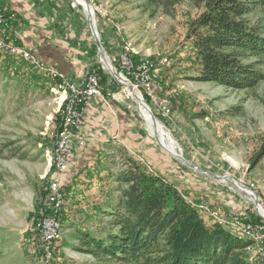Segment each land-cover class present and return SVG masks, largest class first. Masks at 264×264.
<instances>
[{
	"label": "rangeland",
	"instance_id": "374dc122",
	"mask_svg": "<svg viewBox=\"0 0 264 264\" xmlns=\"http://www.w3.org/2000/svg\"><path fill=\"white\" fill-rule=\"evenodd\" d=\"M87 1L94 11V27L89 24L90 17L84 4L77 0L66 2L86 24V29L91 31L94 42L93 32L99 35L107 52L105 54L119 76L126 78L120 74L117 65L121 52L133 54L136 60L155 61L159 105L150 102L142 89L139 90L141 96L150 105L165 133L174 139L175 152L221 178L191 168L171 153L159 134L156 136L152 133L138 98L126 83L117 78L123 84L119 82L112 70L105 67L95 42V64L106 76L104 93L108 95L113 91L110 87L113 84H116L114 90H122V96L117 100L134 110L136 118L140 120L141 131L159 151L169 157V163L174 167L178 165L222 183L217 186L235 198L246 201L248 207L257 213L252 197L235 186L236 180L254 192L264 208V156L258 155L264 145V79L255 89H234L192 78L197 72V65L193 60L194 49L188 32L190 22L200 14L201 9L194 7L189 0H182L172 15L161 11L152 14L153 9L146 11L143 8L145 0ZM248 16L255 21L259 15L253 11ZM109 41L118 44L117 52L115 43L108 48ZM17 58L0 61V264H35L36 233L32 230L35 206L45 194L44 190H47V183L54 171L53 144L61 119L58 113L66 105V90L59 82L53 84L52 78L56 77L45 71L39 59ZM44 74L50 75L52 80H42ZM126 80L131 83L128 78ZM110 99L107 98L109 102ZM157 105L159 108L168 106L170 112L164 115ZM118 152L120 162H124L122 152H128L139 157L138 160L154 171H160L150 157L133 147L126 145ZM116 162L115 157L111 163L114 165ZM65 183L62 181L63 189L65 186L64 201L57 206L58 224L54 234L57 258L54 252L52 264L55 259L56 264H108L99 263L92 256L76 250L75 246H65L64 242L68 240L73 245L78 244L72 224L92 229L94 233H104L110 229V219L101 213L102 206L97 204L99 201L96 198L110 191L112 194L115 184H74L73 187ZM96 186L100 187V192L91 195L92 188ZM185 198L211 223L221 224L234 234L253 240L255 248L264 245V225L260 226L259 234L229 222L232 216H240L241 211L231 208V212L223 211L216 215L211 203L202 204L190 196ZM63 209L66 218L62 222L60 214ZM253 255L255 264H260L258 261L264 264L261 252H254Z\"/></svg>",
	"mask_w": 264,
	"mask_h": 264
},
{
	"label": "trees",
	"instance_id": "16d2710c",
	"mask_svg": "<svg viewBox=\"0 0 264 264\" xmlns=\"http://www.w3.org/2000/svg\"><path fill=\"white\" fill-rule=\"evenodd\" d=\"M181 1L145 0L143 8L153 9L152 14L161 11L172 15ZM189 1L201 9L190 22L188 32L197 65L192 78L234 89H255L264 79V0ZM253 11L259 15L255 21L248 16ZM11 56L6 54L4 58L15 57ZM91 70L101 76L102 83L106 81L97 64ZM44 76L42 80L53 79L54 85L58 82L57 78ZM258 155L264 156V145ZM122 156L125 167L116 175L114 191L97 203L102 206L101 213L110 219V229L94 233L72 224L78 244L66 240L65 246H75L97 262L108 264H255L253 240L211 223L174 182L132 154L122 152ZM44 192L35 206L36 219L47 190ZM244 213L254 221L264 222L251 207ZM64 218L65 209L60 214L62 222ZM37 240L34 237L35 247ZM56 249L55 244V258Z\"/></svg>",
	"mask_w": 264,
	"mask_h": 264
},
{
	"label": "crops",
	"instance_id": "0c3cea01",
	"mask_svg": "<svg viewBox=\"0 0 264 264\" xmlns=\"http://www.w3.org/2000/svg\"><path fill=\"white\" fill-rule=\"evenodd\" d=\"M66 1L0 0V11L16 14L7 30L12 42L17 41L30 49L49 68H56L79 81L95 64L97 46L91 38V31L86 29V24ZM114 43L109 41L108 48L114 44L117 52L118 44ZM4 57L1 55L0 61L5 62ZM110 87L116 91V84ZM139 121L134 110L117 99H110V102L100 96L90 99L85 122L81 130L74 134L75 152L64 177L65 184H117L116 175L125 167L123 161L120 162L118 151L127 145L150 157L159 168V173L174 182L187 196L245 212L247 202L217 186L222 183L170 164L169 157L146 138ZM115 157L117 162L112 165ZM98 192L100 187H93L91 195ZM105 198L106 193H103L96 201Z\"/></svg>",
	"mask_w": 264,
	"mask_h": 264
},
{
	"label": "built area",
	"instance_id": "2783aa9c",
	"mask_svg": "<svg viewBox=\"0 0 264 264\" xmlns=\"http://www.w3.org/2000/svg\"><path fill=\"white\" fill-rule=\"evenodd\" d=\"M16 18L14 12L0 11V53L10 54L23 59H37V56L25 47L15 45L7 35V30L12 26L11 21ZM39 61V60H38ZM45 71L58 79L60 85L66 90V105L62 110L59 126L56 129L53 149L55 150L54 171L52 178L47 183V193L43 200L40 216L34 218V231L38 238L34 249L35 264H52L54 253V226L58 224L57 206L64 201V189L62 181L67 175L71 157L75 152L74 134L81 130L85 115L88 109V102L93 97H102L104 99L111 97L119 99L121 91H111L106 95L104 93L101 76L88 69L82 78L77 81L71 76L65 75L56 68H48L43 64ZM117 65L120 74L128 78L134 87L142 89L145 96L152 103L159 105L156 84V63L153 59L136 60L133 54H119ZM157 105V106H158ZM159 108V106H158ZM164 115L170 112L168 106L161 108ZM83 144V142H81ZM200 202H209L206 199L198 200ZM213 210L217 214L223 211H230L223 205H213ZM230 223L239 224L247 230H253L260 233V226L263 221H254L248 214L241 212L240 216H232ZM254 252H261V259H264V245L255 248ZM254 258V256H253Z\"/></svg>",
	"mask_w": 264,
	"mask_h": 264
},
{
	"label": "bare ground",
	"instance_id": "6f19581e",
	"mask_svg": "<svg viewBox=\"0 0 264 264\" xmlns=\"http://www.w3.org/2000/svg\"><path fill=\"white\" fill-rule=\"evenodd\" d=\"M79 3L84 4L86 12L89 14L90 19L92 20V26L94 27V23L93 19H94V11L93 8L91 9L87 4H85V0H77ZM103 61L105 64V67L112 70L116 75L117 78L121 81H123L124 83H126L128 85V88L132 91L133 94L136 95V97L138 98L139 104H140V108L142 111L143 116L146 118L148 125L150 127V130L152 131V133L155 135L159 134L160 139L163 143H165V146L170 149L171 151L175 152L176 151V143L174 142V139L171 138V136L169 134H166L165 129L163 128L162 124L159 122H156L151 114H150V110L149 107L146 105V103L142 100V94H140L139 90L135 87L131 86V83L126 80V78L119 76L116 72L115 69L113 67L112 61L110 60L109 56H107L105 53L103 54ZM157 136V135H156ZM168 139V140H167ZM54 161H55V155H54ZM233 164H236L235 161H233ZM235 186L238 187L244 194L248 195V196H254L253 192L248 189L247 187L243 186L242 184H239L236 180H235ZM259 210L261 212L262 215H264V208L263 206L260 204L259 205ZM55 227L54 226V234H55ZM254 235V234H253Z\"/></svg>",
	"mask_w": 264,
	"mask_h": 264
},
{
	"label": "water",
	"instance_id": "95a60500",
	"mask_svg": "<svg viewBox=\"0 0 264 264\" xmlns=\"http://www.w3.org/2000/svg\"><path fill=\"white\" fill-rule=\"evenodd\" d=\"M86 1V3H87V5L92 9V6L90 5V3L87 1V0H85ZM88 21H89V24H90V26H91V23H92V20L90 19V18H88ZM96 28V27H95ZM91 30H92V27H91ZM96 32H97V30H95ZM92 32H93V30H92ZM94 33V39H95V42H96V44H97V46H98V48H99V54H100V56H101V58H102V60H103V54L104 53H106L107 54V52L104 50V48H103V45L101 44V42H100V37H99V35H97L96 36V34H95V32H93ZM99 34V33H98ZM115 71H116V69H115ZM111 73L114 75V77L117 79V77H116V75L113 73V71H111ZM118 80V79H117ZM119 81V80H118ZM119 82H121V81H119ZM122 83V82H121ZM123 84V83H122ZM131 86L132 87H134V85H133V83H131ZM142 100L146 103V105L149 107L150 105L144 100V98H143V96H142ZM149 110H150V114H151V116H152V118L156 121V122H158V120H157V118H156V116H155V114L153 113V111H152V109H151V107H149ZM175 157H177V158H180V159H182L188 166H190L191 168H194V169H198V170H201V171H205V172H208V173H210V174H212L215 178H221L219 175H217V174H215V173H213V172H211V171H209V170H206V169H204V168H202V167H200V166H198V165H194V164H192L191 162H189V161H187V160H185V158L183 157V155H181V154H179V153H176V152H171ZM49 170V169H48ZM229 180H233L231 177H227ZM253 197H252V200H253V203H254V206H255V210L257 211V213L259 214V215H261L263 218H264V215H262L261 214V212H260V210H259V205H260V203H259V201H258V198H257V196L254 194V192H253Z\"/></svg>",
	"mask_w": 264,
	"mask_h": 264
}]
</instances>
